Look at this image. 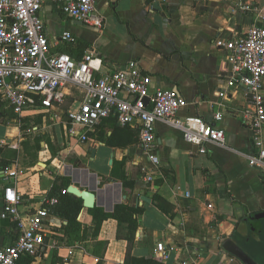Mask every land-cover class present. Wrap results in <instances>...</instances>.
I'll return each instance as SVG.
<instances>
[{
    "label": "crops",
    "instance_id": "1",
    "mask_svg": "<svg viewBox=\"0 0 264 264\" xmlns=\"http://www.w3.org/2000/svg\"><path fill=\"white\" fill-rule=\"evenodd\" d=\"M246 4L254 10H244ZM96 8L104 19L101 29L68 18L60 4L45 0L40 15L51 53L81 60L92 52L96 75L137 60L151 76L150 90L180 92L187 105L179 116L198 115L222 128L225 143L208 144L202 154L176 127L157 121L154 150L160 170L145 182L140 168L148 158L138 143V123L120 126L110 117L69 135L67 110L80 96L70 87L64 98H72L67 110L64 102L47 109L39 105L19 117L6 111L0 119V212L6 186L21 193L18 209L27 213L43 204L54 178L60 177L68 181L66 187L93 192L92 207L105 213L120 204L142 210L133 216L138 224L133 257L160 264H240L221 247L225 238L234 237L264 264V218L256 223L264 213V171L247 161L252 133L242 111L249 97L242 87L228 85L232 72L225 48L226 41L251 25L264 26V0H96ZM62 31H70L74 39L58 42ZM216 113L221 121L214 120ZM83 132L86 141L80 140ZM153 196L163 198L171 211L158 208ZM81 204L75 217L80 241L65 243L68 221L50 206L45 245L16 264H125V225L109 217L91 236L84 230L92 225V207L82 199ZM16 237L14 221L0 215V247ZM157 242L172 248L164 261L154 250Z\"/></svg>",
    "mask_w": 264,
    "mask_h": 264
},
{
    "label": "built area",
    "instance_id": "2",
    "mask_svg": "<svg viewBox=\"0 0 264 264\" xmlns=\"http://www.w3.org/2000/svg\"><path fill=\"white\" fill-rule=\"evenodd\" d=\"M45 0H0V101L15 115L37 104L51 108L64 102L67 88L74 87L80 96L67 110V133L92 129L102 120L113 117L120 126L138 123V143L147 155L148 164L140 168L145 182H151L160 170L155 149L156 122L163 121L180 130L183 139L206 153L208 144L224 145V130L198 115L179 116L186 99L174 89L150 90L151 76L145 74L135 59L120 69L96 75L92 52L81 60L66 53H51L40 11ZM60 4L68 18L101 29L104 19L96 8V0H48ZM244 10H254L246 4ZM74 39L70 31H62L58 42ZM232 76L228 85L242 87L249 97L242 115L252 133L253 151L246 154L248 164L264 171V26L251 25L242 35L225 43ZM221 121V113L213 114ZM80 135L87 140L86 133ZM67 190L62 189V193ZM1 217L14 221L17 237L12 244L0 247V264H16L23 255H36L45 245L49 207L56 198L44 202L32 212L21 213L22 195L12 185L4 188ZM53 247V244L50 245ZM157 242L159 260L171 251ZM72 250L69 251L71 255ZM181 264H188L183 261Z\"/></svg>",
    "mask_w": 264,
    "mask_h": 264
},
{
    "label": "trees",
    "instance_id": "3",
    "mask_svg": "<svg viewBox=\"0 0 264 264\" xmlns=\"http://www.w3.org/2000/svg\"><path fill=\"white\" fill-rule=\"evenodd\" d=\"M72 101V98H69L66 100L63 105V109L67 110L69 103ZM5 104L0 105V119L3 117L4 112L8 111L11 114H13V111L10 107H7L6 109H2ZM39 104L33 107H37ZM1 150V147H0ZM68 181L64 182L62 178L56 177L54 178L53 182V188L52 193L47 196V198H56L57 203L53 205L52 209L53 212L60 215L63 219L68 221V224L65 226V237L63 240H65L66 244H72L74 241H80L81 237L79 236V230H80V224L76 221V216L82 206L81 199L78 197L73 196L72 194L68 193L67 191L65 193H62V189H66L65 186ZM126 187H130L131 182L123 181L122 183ZM153 200L156 203V206L160 208L162 211L168 213L171 211L172 206L169 205L163 198L159 196H153ZM91 216H92V225L91 227L85 228L84 231L90 232L91 236H96L100 230V226L102 222L109 218H115L119 225H125L126 231L125 234L121 235L126 241H127V249H126V255L124 259L125 264H160L153 262L151 260H145L141 258H136L131 255V248L133 245L134 240V233L137 229V221L135 219V214L141 212L142 210L139 208H131L129 206L125 205H117L114 209V211L110 214L103 212V210L92 207L88 209ZM104 244V243H102ZM153 262V263H152Z\"/></svg>",
    "mask_w": 264,
    "mask_h": 264
},
{
    "label": "water",
    "instance_id": "4",
    "mask_svg": "<svg viewBox=\"0 0 264 264\" xmlns=\"http://www.w3.org/2000/svg\"><path fill=\"white\" fill-rule=\"evenodd\" d=\"M94 153V151H93ZM67 192L80 197L83 200L85 207H92L94 204V193L88 190H81L74 185L67 187ZM259 220L256 222L260 224L261 219L264 218V213L259 214ZM250 219H253L252 217ZM221 247L229 254H231L240 264H259L254 258L246 253L238 244L237 239L234 237H227L221 242Z\"/></svg>",
    "mask_w": 264,
    "mask_h": 264
}]
</instances>
